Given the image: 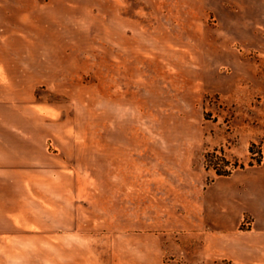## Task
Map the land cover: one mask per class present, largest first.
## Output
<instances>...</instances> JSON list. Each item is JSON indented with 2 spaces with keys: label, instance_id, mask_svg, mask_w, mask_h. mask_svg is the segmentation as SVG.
<instances>
[{
  "label": "rangeland",
  "instance_id": "1",
  "mask_svg": "<svg viewBox=\"0 0 264 264\" xmlns=\"http://www.w3.org/2000/svg\"><path fill=\"white\" fill-rule=\"evenodd\" d=\"M0 6V264H231L176 220L229 179L205 153L264 160L263 23L236 0Z\"/></svg>",
  "mask_w": 264,
  "mask_h": 264
},
{
  "label": "crops",
  "instance_id": "2",
  "mask_svg": "<svg viewBox=\"0 0 264 264\" xmlns=\"http://www.w3.org/2000/svg\"><path fill=\"white\" fill-rule=\"evenodd\" d=\"M236 4L240 17H252L256 23H263L264 31V0H236ZM3 10L0 6V11ZM4 149L5 145H0V151ZM5 168L4 163L0 164V223L7 219ZM201 207L203 218L190 208L193 213L176 222L188 231L208 229L204 236L206 259L264 264V160L233 173L229 179L214 182L206 189ZM10 211L9 216L15 220L16 209ZM245 214L253 218L250 230L240 229Z\"/></svg>",
  "mask_w": 264,
  "mask_h": 264
},
{
  "label": "trees",
  "instance_id": "3",
  "mask_svg": "<svg viewBox=\"0 0 264 264\" xmlns=\"http://www.w3.org/2000/svg\"><path fill=\"white\" fill-rule=\"evenodd\" d=\"M204 161L206 168L214 170L218 176H230L236 169L244 168V164L238 160L231 161L224 149L215 148L208 151L204 155Z\"/></svg>",
  "mask_w": 264,
  "mask_h": 264
}]
</instances>
